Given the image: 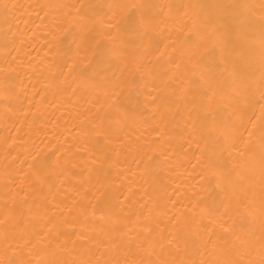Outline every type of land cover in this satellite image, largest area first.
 Here are the masks:
<instances>
[{
  "label": "bare ground",
  "instance_id": "bare-ground-1",
  "mask_svg": "<svg viewBox=\"0 0 264 264\" xmlns=\"http://www.w3.org/2000/svg\"><path fill=\"white\" fill-rule=\"evenodd\" d=\"M0 264H264V0H0Z\"/></svg>",
  "mask_w": 264,
  "mask_h": 264
}]
</instances>
